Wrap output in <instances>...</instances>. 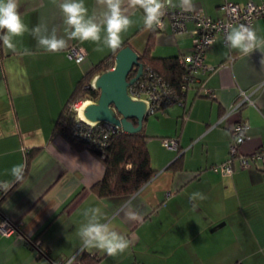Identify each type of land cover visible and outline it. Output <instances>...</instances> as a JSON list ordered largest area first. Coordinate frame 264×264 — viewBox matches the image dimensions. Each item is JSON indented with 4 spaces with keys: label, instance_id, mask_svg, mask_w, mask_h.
<instances>
[{
    "label": "crops",
    "instance_id": "1",
    "mask_svg": "<svg viewBox=\"0 0 264 264\" xmlns=\"http://www.w3.org/2000/svg\"><path fill=\"white\" fill-rule=\"evenodd\" d=\"M17 2L29 31L13 38L15 50L0 41V194L16 181L11 168L24 163L25 152L39 150L0 204V215L17 224L9 234L0 233V264H60L83 252L95 256L94 264H264V170L260 163L242 168L236 158L231 172L221 169L230 159L236 122L248 124L240 155L264 146V45L244 55L216 33L205 49L204 63L212 69L194 74L181 104L144 119L151 179L129 196L100 197L91 186L103 175L102 163L54 133V124L80 77L112 50L98 52L92 41L68 39L58 6L63 0ZM172 2L177 7L164 9L162 27L149 30L143 10L123 0L122 11L133 24L121 33L122 43L140 54L152 36V55H190L195 20L174 31L171 14L185 10L180 0ZM225 2L264 6V0H192L189 11L218 18ZM84 3L103 29L106 4ZM41 24L49 33L55 28L67 46L55 53L41 48L31 34ZM251 29L264 40V14ZM74 45L84 50L80 62L68 54ZM171 138L176 148L162 144ZM197 191L207 198L190 201ZM93 207L101 210L100 222L130 241L125 252L109 256L84 246L79 232L88 222L85 210Z\"/></svg>",
    "mask_w": 264,
    "mask_h": 264
},
{
    "label": "trees",
    "instance_id": "2",
    "mask_svg": "<svg viewBox=\"0 0 264 264\" xmlns=\"http://www.w3.org/2000/svg\"><path fill=\"white\" fill-rule=\"evenodd\" d=\"M151 37L144 50L139 54V60L143 63L144 67L152 71L153 76H158L165 84L166 92L158 89V92L162 96L154 102L155 108L159 109L156 111L158 112L172 103L183 101L187 89L195 81L190 82L193 74L190 73L188 66L179 61L180 55L166 57L152 55L150 49ZM127 43V41H124L121 47ZM117 50L112 51L108 56L94 63L80 77L54 124V133L59 134L75 149L90 151L102 163L104 168L103 175L91 186V190L100 197L129 196L148 182L155 173L151 165L150 153L147 146V139L150 136L143 129L133 133L116 131L103 137L102 132L99 130L88 133L86 129L76 127L80 119L76 110L71 107V104L80 100L96 101L98 99L99 89L94 88L91 82L97 74L113 67L114 56ZM134 74L135 71H131L128 78ZM151 80L152 76L142 75L139 82L153 86L152 83L150 84ZM134 86L131 85L129 87L131 92L135 89ZM133 121L135 123V120ZM82 132L88 133V138L83 137L81 135ZM38 150V148H31L25 152L23 176L19 181H14L9 188L1 190L0 204L24 178L30 162ZM95 260L97 259L94 255L86 252L79 255L80 264H94Z\"/></svg>",
    "mask_w": 264,
    "mask_h": 264
},
{
    "label": "clouds",
    "instance_id": "3",
    "mask_svg": "<svg viewBox=\"0 0 264 264\" xmlns=\"http://www.w3.org/2000/svg\"><path fill=\"white\" fill-rule=\"evenodd\" d=\"M122 2L123 0H103L107 10L104 13L102 29L95 17L89 15L84 0H63L58 6L64 17L65 33L68 39L81 42L92 41L97 45L98 52L103 51L104 46L112 51L119 49L122 45L121 33L126 32L133 24L129 16L122 11ZM128 3L133 8L139 7L143 10L144 27L149 30L160 25L166 7H177L172 0H128ZM179 7L189 11L194 5L192 0H180ZM102 30L105 33L103 39ZM26 31L29 29L18 12L17 0H0V41L7 48L15 50L13 38L23 36ZM31 34L46 52H59L67 46V40L64 37H58L55 28L49 33L46 25H37L31 29ZM225 40L227 47L239 50L244 55L264 45V40L259 39L255 31L245 24L232 27L227 32ZM26 54L30 53L26 52ZM23 173V164H17L11 168V175L17 181L22 178ZM206 198L199 191L189 195V200L192 202ZM84 215L88 217V222L80 228L79 235L85 247L97 248L109 256L123 253L129 248L130 241L125 235L117 232L110 223L100 222L98 219L102 215L100 208H89L85 210Z\"/></svg>",
    "mask_w": 264,
    "mask_h": 264
},
{
    "label": "built area",
    "instance_id": "4",
    "mask_svg": "<svg viewBox=\"0 0 264 264\" xmlns=\"http://www.w3.org/2000/svg\"><path fill=\"white\" fill-rule=\"evenodd\" d=\"M221 10L223 11V16L218 18H211L201 13V11H182L178 13L171 14L172 28L174 31H180L185 28V22L188 19H194L196 28L193 30V52L190 55L180 56L179 61L188 66L190 73L193 76L190 79V82L196 81L194 74L199 71L205 73L209 68L205 63V49L213 43L215 40V34L221 33L225 37L227 32L234 26L240 24H245L249 28L252 27L253 20L255 17H258L261 14H264V6L257 5L255 3L249 2L247 4H238L233 2H225L221 5ZM164 16V15H163ZM159 26H155L160 29L162 27V20ZM224 41H226L224 39ZM69 56L73 58L76 62H80L84 58V50L80 46H72L68 52ZM152 76L153 86L145 85L143 82H139L140 77ZM142 75L137 81L132 85H135V89L131 92L128 88L129 94L136 99H142L147 105V109L150 114L158 113L156 112L159 109L155 108L154 102L159 100L162 96L158 92V89L166 92L165 84L158 76H153L154 74L150 69L143 66ZM151 79V78H150ZM131 86V85H130ZM129 86V87H130ZM208 94V92H207ZM243 101H248V103H253L252 100L248 98V95L242 92ZM85 101V100H84ZM84 101H76L71 104V107L76 110L80 121L77 123L76 127L79 129H86L89 132H95L99 130L102 132L103 137H106L109 133H114L116 131H121L120 127H117L111 123L105 121L90 122L82 120L80 116L79 108ZM179 104L182 101H178ZM248 127V124L244 121H238L232 128V142L230 144V159L222 164L221 169L226 172H231L233 169V159L236 158L239 166L244 168L247 167L250 163H260L261 169L264 170V146H260L254 152L248 156L240 155L238 149L239 146L245 140V130ZM88 133L84 132L81 135L85 138H88ZM93 135V134H92ZM162 144L166 147L176 148L178 146V141L174 138L163 139ZM16 229L14 225L8 219L0 215V233L9 234ZM60 264H80L79 255H74L72 258L64 261ZM235 264H242L237 262Z\"/></svg>",
    "mask_w": 264,
    "mask_h": 264
},
{
    "label": "water",
    "instance_id": "5",
    "mask_svg": "<svg viewBox=\"0 0 264 264\" xmlns=\"http://www.w3.org/2000/svg\"><path fill=\"white\" fill-rule=\"evenodd\" d=\"M131 71H135V74L128 78ZM142 72L143 63L130 44L118 49L113 67L93 78L91 85L99 89L98 99L89 101L83 107L82 120L105 121L127 133L140 131L149 111L145 101L133 98L128 88L139 79Z\"/></svg>",
    "mask_w": 264,
    "mask_h": 264
},
{
    "label": "bare ground",
    "instance_id": "6",
    "mask_svg": "<svg viewBox=\"0 0 264 264\" xmlns=\"http://www.w3.org/2000/svg\"><path fill=\"white\" fill-rule=\"evenodd\" d=\"M89 102V100H85L81 105H80V108H79V113H80V116L83 117V113H82V110H83V107Z\"/></svg>",
    "mask_w": 264,
    "mask_h": 264
},
{
    "label": "rangeland",
    "instance_id": "7",
    "mask_svg": "<svg viewBox=\"0 0 264 264\" xmlns=\"http://www.w3.org/2000/svg\"><path fill=\"white\" fill-rule=\"evenodd\" d=\"M81 101H84V100H81ZM89 101H92V100H89Z\"/></svg>",
    "mask_w": 264,
    "mask_h": 264
}]
</instances>
